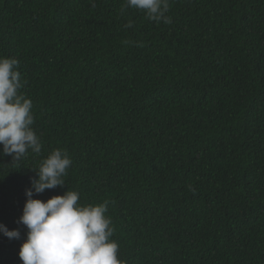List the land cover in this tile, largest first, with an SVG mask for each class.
<instances>
[{
    "label": "trees",
    "instance_id": "1",
    "mask_svg": "<svg viewBox=\"0 0 264 264\" xmlns=\"http://www.w3.org/2000/svg\"><path fill=\"white\" fill-rule=\"evenodd\" d=\"M0 0L41 151L0 155V264H22L26 189L56 149L81 204L107 202L124 264H264V0ZM129 21L131 27H127ZM3 146L0 145V152Z\"/></svg>",
    "mask_w": 264,
    "mask_h": 264
},
{
    "label": "clouds",
    "instance_id": "2",
    "mask_svg": "<svg viewBox=\"0 0 264 264\" xmlns=\"http://www.w3.org/2000/svg\"><path fill=\"white\" fill-rule=\"evenodd\" d=\"M126 6L145 12L150 20L171 23L169 0H126ZM129 21L127 27H131ZM24 82L19 61L0 56V155L19 161L29 150L41 151V141L32 125L33 102L20 90ZM72 165L67 150L56 148L37 169L38 178L26 189L27 200L18 223L27 228L19 257L22 264H124L118 258V243L111 239L114 227L106 216L107 202L81 204L79 192L67 190L47 201L33 198L34 193L64 186V176ZM0 233L9 239H20L18 228L0 223Z\"/></svg>",
    "mask_w": 264,
    "mask_h": 264
}]
</instances>
